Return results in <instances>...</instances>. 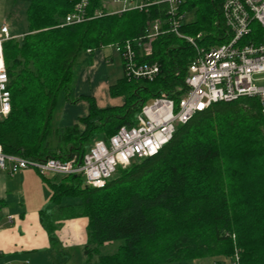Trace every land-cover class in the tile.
<instances>
[{"label": "trees", "instance_id": "16d2710c", "mask_svg": "<svg viewBox=\"0 0 264 264\" xmlns=\"http://www.w3.org/2000/svg\"><path fill=\"white\" fill-rule=\"evenodd\" d=\"M26 29L4 43L11 113L0 121V145L7 155L28 159L81 160L95 142L108 141L121 128L137 124L142 107L154 98L179 104L188 87L187 71L195 52L171 33L164 19L143 62L161 68L154 81L123 76L109 86L121 106L100 108L92 96H75L80 72L95 53L145 35L150 17L140 12L104 16L62 26L77 0H22ZM90 14L101 0H91ZM223 0H189L184 11L195 20L184 34L204 36V47L226 42ZM159 9L151 10V16ZM255 28H259L255 26ZM258 32L259 29H256ZM90 50V52H88ZM88 104L86 116L61 127L66 105ZM83 127V128H82ZM44 180L53 190L56 212H41L54 264H67L56 230L58 217L88 219L84 255L90 263L107 243L118 251L99 255L97 264H195L213 259L231 264H264V118L257 98L220 102L178 125L172 140L152 158L119 168L103 188L84 185L81 177ZM63 197L80 203L62 206ZM235 235V238L232 236Z\"/></svg>", "mask_w": 264, "mask_h": 264}, {"label": "built area", "instance_id": "2783aa9c", "mask_svg": "<svg viewBox=\"0 0 264 264\" xmlns=\"http://www.w3.org/2000/svg\"><path fill=\"white\" fill-rule=\"evenodd\" d=\"M188 1L101 0L99 7L90 14L92 1L77 0L74 11L62 26L127 12H140L150 17L144 36L107 46L119 54L130 78L154 81L159 76L160 65L143 62L142 58L152 56L153 42L165 33L162 30L165 19L168 30L186 41L195 52L185 81L188 91L179 104L167 98H154L150 105L142 107L136 126L123 127L108 141L95 142L81 160L76 157L68 161L28 159L7 155L0 145V170L10 175L34 170L45 179L51 175L62 178L78 176L85 179L87 186L100 189L119 168L125 169L134 161L155 157L172 140L178 125H185L213 104L229 103L242 97L257 98L264 118V84H257L255 80V76L264 75V0H223L227 40L207 48L201 44L202 34L192 36L182 32V26L190 15L184 11ZM111 7H116V10H110ZM154 8L159 12L151 16ZM13 38L15 36L8 27L0 29V121L7 119L12 109L4 43ZM260 81L264 82V78ZM231 264H240L238 250Z\"/></svg>", "mask_w": 264, "mask_h": 264}, {"label": "crops", "instance_id": "0c3cea01", "mask_svg": "<svg viewBox=\"0 0 264 264\" xmlns=\"http://www.w3.org/2000/svg\"><path fill=\"white\" fill-rule=\"evenodd\" d=\"M101 51L95 53L93 65L80 72L75 96H92L100 108L121 106L124 100L112 98L109 94L108 65L114 59L99 54ZM87 112L88 104L85 101L66 105L62 125L75 124ZM48 189L52 191L50 185L34 170L19 171L14 175L0 170V264H54L49 237L41 223V212H56L59 205L52 208L50 203L46 209L45 204L52 198ZM57 224L78 227L80 231L78 239H74L70 232L69 238H65L61 229L58 239L63 251L68 253V247L77 242L86 245L87 232L85 236L84 229L88 226L87 218L58 217Z\"/></svg>", "mask_w": 264, "mask_h": 264}, {"label": "rangeland", "instance_id": "374dc122", "mask_svg": "<svg viewBox=\"0 0 264 264\" xmlns=\"http://www.w3.org/2000/svg\"><path fill=\"white\" fill-rule=\"evenodd\" d=\"M26 8H27V5L22 0H0V29L3 26H6L10 29V32L13 36L21 35L26 29ZM110 10H116V7H111ZM191 20L192 21L195 20L194 13L189 15L187 22ZM99 54L113 57L114 59L113 62H111L108 65V69H109L108 73H109L110 83L114 84L118 78L120 79L123 76L122 59L119 56V54L116 53L115 50L110 47L103 49ZM263 78H264V75L255 76V80L257 84H264L263 81H260V79H263ZM152 102H153V99L149 100L147 104L150 105ZM62 116H63V113L60 117L59 126L66 127L62 125V120L64 119L62 118ZM77 121L78 119L76 120L75 124L77 123ZM49 179L51 180L52 183H55V182H60L62 177L51 175ZM82 180H83L84 185H86L85 179H82ZM48 191L53 194V190L50 191V189H48ZM36 193L39 194V192H36ZM47 203L48 204H45L46 209L50 206V203H51L50 207L52 208H55L59 205V204L57 205V204L52 203V201L47 202ZM59 203L62 206L76 205L80 203V198L63 197ZM61 229L64 230L65 238H69L68 234L70 232L73 235L74 239H78V236L80 233V231H78V227L76 228L69 227V226L64 227V224H60L58 225V228L56 230V234L58 237L60 236L59 232L61 231ZM74 230L75 231L77 230V232H74ZM86 232H87V229L85 228L84 229L85 236H86ZM232 237L235 238V235H233ZM122 244H123L122 241L107 243L103 247L100 248L98 256L114 254L118 251L119 247ZM84 245L85 243L81 245L79 244V242H77L76 244L68 247L67 251L69 253V260L67 264H97L96 261L98 259V256H95L94 259L90 263H87V258L84 255ZM195 264H214V261L213 259H206L203 261H197Z\"/></svg>", "mask_w": 264, "mask_h": 264}]
</instances>
